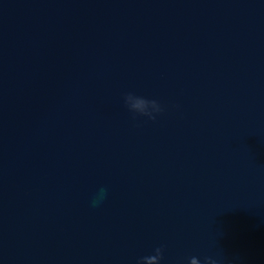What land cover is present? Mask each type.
<instances>
[{
  "label": "water",
  "instance_id": "water-1",
  "mask_svg": "<svg viewBox=\"0 0 264 264\" xmlns=\"http://www.w3.org/2000/svg\"><path fill=\"white\" fill-rule=\"evenodd\" d=\"M157 248L264 264V0H0V264Z\"/></svg>",
  "mask_w": 264,
  "mask_h": 264
},
{
  "label": "clouds",
  "instance_id": "clouds-1",
  "mask_svg": "<svg viewBox=\"0 0 264 264\" xmlns=\"http://www.w3.org/2000/svg\"><path fill=\"white\" fill-rule=\"evenodd\" d=\"M125 102L128 108L134 112L138 113L142 116H147L152 120L156 119L155 114H159L163 111L160 104L157 101H149L141 97H137L133 94H128L125 97ZM99 198L102 200L106 195L105 189H100L99 191ZM97 200H93V205L97 203ZM163 258V251L161 248H157L155 250V255L143 257L140 264H160L161 259ZM190 264H200V261L196 257L190 258ZM205 264H216V261L212 260L211 258L205 259Z\"/></svg>",
  "mask_w": 264,
  "mask_h": 264
}]
</instances>
